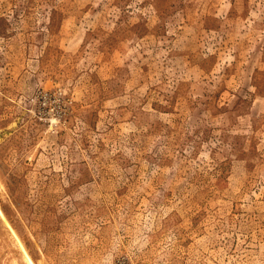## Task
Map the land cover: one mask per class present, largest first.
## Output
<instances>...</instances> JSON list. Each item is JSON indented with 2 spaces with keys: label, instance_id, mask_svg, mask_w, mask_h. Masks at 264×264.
Masks as SVG:
<instances>
[{
  "label": "rangeland",
  "instance_id": "374dc122",
  "mask_svg": "<svg viewBox=\"0 0 264 264\" xmlns=\"http://www.w3.org/2000/svg\"><path fill=\"white\" fill-rule=\"evenodd\" d=\"M24 254L264 264V0H0V264Z\"/></svg>",
  "mask_w": 264,
  "mask_h": 264
},
{
  "label": "bare ground",
  "instance_id": "6f19581e",
  "mask_svg": "<svg viewBox=\"0 0 264 264\" xmlns=\"http://www.w3.org/2000/svg\"><path fill=\"white\" fill-rule=\"evenodd\" d=\"M13 235H14V234H13ZM14 237H15V236H14ZM14 239L16 240V237H15ZM20 247H21V246H20ZM24 256H25V259H26V261L28 262V264H31V262H30L28 256H27L26 254H24Z\"/></svg>",
  "mask_w": 264,
  "mask_h": 264
}]
</instances>
